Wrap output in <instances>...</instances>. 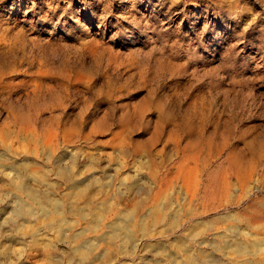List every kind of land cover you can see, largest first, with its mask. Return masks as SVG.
<instances>
[{
  "label": "rangeland",
  "instance_id": "374dc122",
  "mask_svg": "<svg viewBox=\"0 0 264 264\" xmlns=\"http://www.w3.org/2000/svg\"><path fill=\"white\" fill-rule=\"evenodd\" d=\"M0 157V264H264V0H0Z\"/></svg>",
  "mask_w": 264,
  "mask_h": 264
},
{
  "label": "bare ground",
  "instance_id": "6f19581e",
  "mask_svg": "<svg viewBox=\"0 0 264 264\" xmlns=\"http://www.w3.org/2000/svg\"><path fill=\"white\" fill-rule=\"evenodd\" d=\"M0 160H1V157H0ZM1 169H2V171H1ZM3 172H4L3 165H2V166L0 165V173L3 174ZM33 177H34V176H33ZM38 177L44 178V175H43V174H39ZM13 182H14V181H13ZM15 182H16V181H15ZM23 185H24V184H23V182H22L20 176L18 175V183L14 184V186H15L16 188H18V187L21 186V188H22L23 190H25V185H24V186H23ZM80 193H81V194L85 193V190L81 191ZM79 196H80V194H77V197H79ZM30 197L32 198L33 201L38 199L34 194H30ZM55 207H58V206L55 205ZM24 211H25V210H24ZM25 212L27 213V211H25ZM28 212H29V211H28ZM80 212H81V213H84L85 211H80ZM21 213H22V212H21ZM21 213H20V215H22ZM115 236H117V234H113V235L110 237V239L113 238V237H115ZM228 248H229L231 251H233L234 253H243V252L246 251V248H245V247H238V248H237V247H234V244H231ZM220 249H221V248H220ZM78 253H79V255H80L81 257H85V256L87 255L86 250H79Z\"/></svg>",
  "mask_w": 264,
  "mask_h": 264
}]
</instances>
